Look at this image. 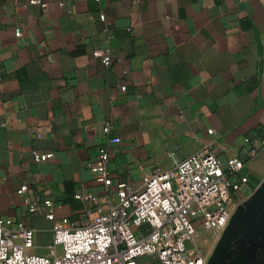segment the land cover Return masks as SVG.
Masks as SVG:
<instances>
[{"label":"crops","instance_id":"crops-1","mask_svg":"<svg viewBox=\"0 0 264 264\" xmlns=\"http://www.w3.org/2000/svg\"><path fill=\"white\" fill-rule=\"evenodd\" d=\"M201 148L243 165L229 223L253 234L229 264H264V0H0V222L33 230L32 253ZM203 212L184 244L209 258L226 228Z\"/></svg>","mask_w":264,"mask_h":264},{"label":"built area","instance_id":"built-area-1","mask_svg":"<svg viewBox=\"0 0 264 264\" xmlns=\"http://www.w3.org/2000/svg\"><path fill=\"white\" fill-rule=\"evenodd\" d=\"M94 56L110 65L103 51ZM103 130L106 142L96 155V181L109 187V149L119 138L109 136V125ZM50 156L33 152L36 162ZM242 166L231 159L225 173L218 157L201 148L170 170L148 176L140 189L120 183L119 201L98 207L97 218L55 225L45 255L31 252L33 230L0 222V264H206L208 258L196 246L187 250L184 244L194 234L191 216L202 210L203 226L223 231L231 217L228 195L239 186Z\"/></svg>","mask_w":264,"mask_h":264},{"label":"water","instance_id":"water-1","mask_svg":"<svg viewBox=\"0 0 264 264\" xmlns=\"http://www.w3.org/2000/svg\"><path fill=\"white\" fill-rule=\"evenodd\" d=\"M263 193H264V188H263ZM253 201H255V199H253ZM262 208H264V201L262 202ZM260 214L262 215L263 212L261 211ZM255 221L253 223H255ZM261 221L264 222V219H262ZM229 222L226 226V230L223 232L218 244L214 248V251L208 258L206 264H225L226 262H228L229 253L230 252H232V254L236 253L237 250L241 247L239 246L234 248L235 247L233 246L234 243H237L235 245H238V243L242 245L245 239L253 234V232L248 230L250 226L247 217L245 219H241L238 225ZM261 226L262 225H259L262 231L263 228H261Z\"/></svg>","mask_w":264,"mask_h":264},{"label":"rangeland","instance_id":"rangeland-1","mask_svg":"<svg viewBox=\"0 0 264 264\" xmlns=\"http://www.w3.org/2000/svg\"><path fill=\"white\" fill-rule=\"evenodd\" d=\"M235 244H237V243H234V245H233V246H235L234 248L241 246L240 243H238V245H235ZM213 251H214V249H213ZM213 251H212V249H211V250H210L211 253H210L209 255H211ZM231 256L233 257V256H235V254L233 255L232 252H230V253H229L228 262H226L225 264H229V260L231 259ZM207 258H208V257H207Z\"/></svg>","mask_w":264,"mask_h":264}]
</instances>
